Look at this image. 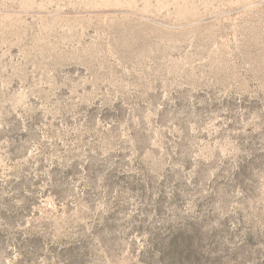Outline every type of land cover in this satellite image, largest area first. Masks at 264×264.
Segmentation results:
<instances>
[{"label": "rangeland", "instance_id": "374dc122", "mask_svg": "<svg viewBox=\"0 0 264 264\" xmlns=\"http://www.w3.org/2000/svg\"><path fill=\"white\" fill-rule=\"evenodd\" d=\"M0 264H264V0H0Z\"/></svg>", "mask_w": 264, "mask_h": 264}]
</instances>
